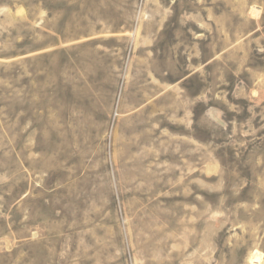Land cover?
<instances>
[{"label": "rangeland", "instance_id": "rangeland-1", "mask_svg": "<svg viewBox=\"0 0 264 264\" xmlns=\"http://www.w3.org/2000/svg\"><path fill=\"white\" fill-rule=\"evenodd\" d=\"M0 264H264V0H0Z\"/></svg>", "mask_w": 264, "mask_h": 264}]
</instances>
